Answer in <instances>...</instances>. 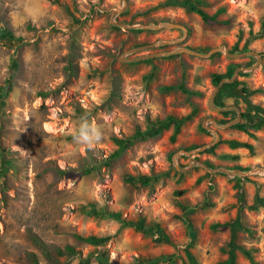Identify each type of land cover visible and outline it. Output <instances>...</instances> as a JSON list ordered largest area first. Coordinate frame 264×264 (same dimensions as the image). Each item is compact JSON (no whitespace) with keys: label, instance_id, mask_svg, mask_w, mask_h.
Instances as JSON below:
<instances>
[{"label":"rangeland","instance_id":"obj_1","mask_svg":"<svg viewBox=\"0 0 264 264\" xmlns=\"http://www.w3.org/2000/svg\"><path fill=\"white\" fill-rule=\"evenodd\" d=\"M172 1L0 0V264H264V0Z\"/></svg>","mask_w":264,"mask_h":264},{"label":"trees","instance_id":"obj_2","mask_svg":"<svg viewBox=\"0 0 264 264\" xmlns=\"http://www.w3.org/2000/svg\"><path fill=\"white\" fill-rule=\"evenodd\" d=\"M172 3L180 5V6H184L187 9H189L190 11L197 13L201 17V19L206 23L207 22L208 23L213 22V18L209 17L202 10L198 9L194 5V3L189 1V0H183V1L173 0ZM262 36H264V32H261L260 34L256 35L255 37H253V39L260 38ZM233 71H234V69L232 67H229V69L225 73V76L219 75V74H214L212 77V80L215 84H219L224 80V78L230 79V77L233 74ZM232 84L233 83L226 82V83H223L222 87L227 88V87H230ZM180 88L182 90H184L182 87H180ZM253 109H254V115L252 118H254L255 120L252 123H250V127L257 129L262 125V123L264 121V109L259 108V107H253ZM182 122H183V119H176L172 116H167L164 120H161L156 124H153L152 126L146 128L144 131H139V130L136 131L135 134L133 135V137L130 139H126V140H118L117 139L116 143L118 145V150L114 153V156H118L121 153V151H123L128 145H131L137 141H145V140H148L150 138H153L156 135H158L162 129L168 128L171 125L173 127V135H172V139H173L175 137V135H177V133L179 132V129H180ZM239 128H241V127H239ZM228 144L231 147H236L238 145V143L235 141H230ZM128 180L133 181L134 178L133 179L129 178ZM139 182H141L142 184H145L146 179H140ZM88 212L92 213L95 216H105L106 214H109V216L114 218L116 221L120 222L121 226H123V227H131V228H133L137 231H140L144 234H147L150 232L148 229H146L142 225L141 221L140 222L126 221L123 218H121L118 213H106L105 211H96L93 207H91ZM238 215H239V213H238ZM154 234H157V233L154 232ZM234 239H235V234H234V231L232 230L231 237L229 238V241H228L229 261H230V259L233 258V250L235 248L241 249V247H238L235 245ZM155 240L158 242H163V241L168 242L166 236L162 235V234L157 235ZM87 241L92 243V244H96V243L100 242L101 239H95V238L90 237L87 239ZM241 250L243 251V253L247 257L250 256L247 251H244L243 249H241ZM164 260H168V258L167 257H159V258H156L153 260H147L144 263H138V264H152V263H155L157 261H164ZM100 264H108V263L104 259H100Z\"/></svg>","mask_w":264,"mask_h":264},{"label":"clouds","instance_id":"obj_3","mask_svg":"<svg viewBox=\"0 0 264 264\" xmlns=\"http://www.w3.org/2000/svg\"><path fill=\"white\" fill-rule=\"evenodd\" d=\"M72 139L78 144L91 148L103 139V132L99 126L90 122L86 115H82L73 122Z\"/></svg>","mask_w":264,"mask_h":264}]
</instances>
